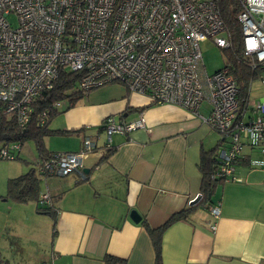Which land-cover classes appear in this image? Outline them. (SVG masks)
<instances>
[{
	"label": "built area",
	"instance_id": "1",
	"mask_svg": "<svg viewBox=\"0 0 264 264\" xmlns=\"http://www.w3.org/2000/svg\"><path fill=\"white\" fill-rule=\"evenodd\" d=\"M237 1L244 55L253 69L264 67V0ZM207 39L219 48L231 46L219 0H0V102L9 117L26 126L34 101L52 89L62 70L82 73L75 89L86 93L122 82L154 103L189 110L218 131L223 142L211 179L238 181L236 166L247 148L249 165L264 170V97L251 102L255 78L239 96L242 87L231 66L207 72L201 50ZM257 78L264 84V69ZM46 118L44 112L41 122ZM102 126L107 150L113 134L146 123L141 113L131 121L109 116ZM97 148V140L86 136L81 150L40 160V179L74 172L85 178V159ZM21 149L19 142L1 143L0 160L14 159ZM38 202L50 206L51 191H40ZM211 214L219 217L220 203ZM211 228H217L215 222Z\"/></svg>",
	"mask_w": 264,
	"mask_h": 264
},
{
	"label": "crops",
	"instance_id": "2",
	"mask_svg": "<svg viewBox=\"0 0 264 264\" xmlns=\"http://www.w3.org/2000/svg\"><path fill=\"white\" fill-rule=\"evenodd\" d=\"M66 107L65 102L60 105L63 112L51 128L79 132L56 135L60 139L54 142L46 136V146L54 153L81 150L86 136L104 138L101 126L109 116L131 121L142 113L146 127L113 134L114 152L107 158L108 149L97 142L98 148L85 159L84 168L89 170L85 178L74 172L41 179L40 191L48 189L52 194L56 230L54 218L38 211L39 202L18 204L31 217H51L46 243L51 238L52 246L38 263L104 264V256L112 254L126 259V264H156V252L142 221L158 227L189 205L200 193L201 151L220 147L223 138L213 135L209 125L189 110L154 103L148 95L118 83L98 87L64 111ZM22 154L23 147L19 157ZM254 156L261 158L259 153ZM39 161L37 157L27 170H18L21 174H7V184L33 167L37 170ZM235 175L240 180H224L211 206L199 207L166 230L164 264H264V170L240 163ZM217 203L220 214L214 218L211 208ZM132 209L142 216L140 222L131 219ZM214 222L215 230L211 228ZM1 253V261L10 264Z\"/></svg>",
	"mask_w": 264,
	"mask_h": 264
},
{
	"label": "trees",
	"instance_id": "3",
	"mask_svg": "<svg viewBox=\"0 0 264 264\" xmlns=\"http://www.w3.org/2000/svg\"><path fill=\"white\" fill-rule=\"evenodd\" d=\"M219 8L231 40V46L228 48H221L226 60L224 67L231 66V73L242 87L239 96H244L246 94V87L251 79H256L264 67L261 66L253 69L249 65L247 57L244 55L242 47L243 30L238 19L241 7L238 1L219 0ZM81 75L82 73L80 72L62 70L59 73L58 78L55 80L52 89L44 91L34 101L32 119L26 126H21L16 117H9L5 113L4 103L0 102V144L19 142L23 147L26 142L33 141L40 160L51 158L54 155V152L47 148L45 142L46 136L51 134H75L79 132V130L75 129L53 130L51 124L54 118L63 112L60 111V107L54 106L56 102H65L67 104V107L64 109L65 111L75 106L80 99L88 94L75 89V85ZM113 83L124 85L122 82ZM44 112H47V118L45 122L42 123L40 118ZM101 127V129L104 130L103 126ZM217 150L218 147L216 146L210 150L201 151L199 169L202 173L200 192L203 194V198L198 204L188 205L180 211L173 213L158 227H150L146 220L142 221V224L147 228L156 252V264H164L162 257V243L166 230L175 222L189 218L199 207H209L212 205L214 192L217 190L218 186L222 185L224 182V180L211 179L212 165L216 162L215 156ZM113 152L114 149L109 148L104 157H109ZM14 159H21V157L17 156ZM243 161L245 163H243ZM240 163L250 164L249 154L242 157L237 164ZM7 186V195L15 202L27 203L29 201H36L38 203L41 190V179L34 167L19 177L9 179ZM209 195H211V197H209ZM38 211L49 214L54 218V230H56V213L52 206H43L39 204ZM103 260L104 264H126V259L112 254H106Z\"/></svg>",
	"mask_w": 264,
	"mask_h": 264
},
{
	"label": "rangeland",
	"instance_id": "4",
	"mask_svg": "<svg viewBox=\"0 0 264 264\" xmlns=\"http://www.w3.org/2000/svg\"><path fill=\"white\" fill-rule=\"evenodd\" d=\"M11 20L13 23L17 22L14 16L11 17ZM201 50L203 62L208 73H212L225 66L226 60L223 50L216 46L211 39L201 42ZM263 97L264 84L260 78H257L252 83L251 102ZM202 112L208 115L209 109L206 107V104L203 105ZM209 129L212 128L209 126ZM210 132L216 135L218 139L222 137L214 129L210 130ZM56 135L59 134L50 135L53 142L60 139ZM209 136L212 135L209 134ZM97 142L99 144L105 143V137L99 138ZM56 145V143L51 144L52 148H55ZM257 153L255 151L252 152L253 155ZM37 157L38 151L35 148L34 142L28 141L23 146L21 159L0 160V251L4 257H8L10 264L38 263V260L41 257L43 258L52 246L51 238L47 239L49 243H46L51 217L44 214L31 217L28 215V210H24L22 206L18 205L19 203L7 195V178L9 176L7 174L11 172V174H21L22 171L21 173H17L20 172L18 170H23L24 167V170H27V167H30ZM215 198H217V195L213 196V200ZM19 213L23 214L21 218L16 217V214ZM0 263L6 264L3 259L2 261L0 259Z\"/></svg>",
	"mask_w": 264,
	"mask_h": 264
},
{
	"label": "water",
	"instance_id": "5",
	"mask_svg": "<svg viewBox=\"0 0 264 264\" xmlns=\"http://www.w3.org/2000/svg\"><path fill=\"white\" fill-rule=\"evenodd\" d=\"M84 172L88 173L89 170L84 168ZM209 197H211V195H209ZM203 198V194L200 192L196 195V197H194L190 202L189 205H196L198 204L201 199ZM130 217L133 221H135L136 223L140 222L142 220V216L140 215V213L136 210V209H132L130 211Z\"/></svg>",
	"mask_w": 264,
	"mask_h": 264
}]
</instances>
